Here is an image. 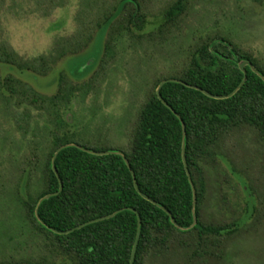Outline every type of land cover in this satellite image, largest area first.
Listing matches in <instances>:
<instances>
[{"label": "rangeland", "instance_id": "1", "mask_svg": "<svg viewBox=\"0 0 264 264\" xmlns=\"http://www.w3.org/2000/svg\"><path fill=\"white\" fill-rule=\"evenodd\" d=\"M116 1L0 0V262L47 253L17 196L41 188L55 135L126 150L157 79L177 75L209 35H225L264 65V0H186L168 19L174 0H136L140 27L119 32L116 19L112 33V17L100 20ZM202 167L200 219L224 227L223 253L197 264H264V140L234 132Z\"/></svg>", "mask_w": 264, "mask_h": 264}, {"label": "trees", "instance_id": "2", "mask_svg": "<svg viewBox=\"0 0 264 264\" xmlns=\"http://www.w3.org/2000/svg\"><path fill=\"white\" fill-rule=\"evenodd\" d=\"M185 1L174 0L165 10V19L181 13ZM111 17L109 26L117 19L116 31L129 33L133 29L130 22L137 21L140 27V4L136 0H117L100 21ZM110 49L111 45L106 43L104 53L109 55ZM14 58L21 59L16 54ZM38 59L45 61L44 56ZM243 59L256 69L245 65V80L238 68ZM21 66L33 68L34 61L23 60ZM262 76L264 65L251 53L225 35L215 33L193 45L181 70L169 77L182 82L166 81L160 86L159 93L166 104L152 90L140 106L128 148L121 151L129 167L120 153L96 155L68 145L54 158L56 176L51 168L52 155L59 146L72 140L66 135H55L42 168L41 188L35 195L26 189L24 197L17 192V201L31 228L42 236L47 253L39 258L21 257L0 264H130L138 218L140 235L133 264H146L147 259H157L158 264H172L174 260L197 264L206 256L221 257L224 227L204 224L200 219L204 192L202 165L220 154L226 138L234 132L251 129L264 140ZM164 78L157 79L154 87ZM242 80L231 96L215 98L203 92L227 95ZM73 141L97 151L116 150ZM183 142L196 194L193 226L192 188L182 161ZM59 179L61 190L39 203L36 216L38 199L56 191ZM24 185L28 186L27 180ZM113 212L116 213L109 218L69 233L53 232ZM170 215L179 226L191 227L180 229L171 222Z\"/></svg>", "mask_w": 264, "mask_h": 264}, {"label": "water", "instance_id": "3", "mask_svg": "<svg viewBox=\"0 0 264 264\" xmlns=\"http://www.w3.org/2000/svg\"><path fill=\"white\" fill-rule=\"evenodd\" d=\"M245 65H249L253 71L256 70L255 67H253L249 61H247V60H245V59L240 60V61L238 62V68L243 72V80H245V78H246V71H245V68H244ZM262 78L264 79L263 76H262ZM243 80L239 83V85L236 87V89L233 90V92H231L230 94H227V95H212V94H210L209 92H206V91H203V92H204L205 94H207V95H209V96H212V97H215V98H224V97H227V96H231V95H232V94H233V93H234V92H235V91H236V90L242 85ZM166 81L182 82L181 80L176 79V78H165V79L161 80V81L158 83V85H157V87H156V89H155L156 95H157V97H158L160 100H162V98H161V95H160V93H159V88H160V86H161L163 83H165ZM192 87L197 88L196 86H192ZM201 90H202V89H201ZM162 101H163V100H162ZM163 102H164V101H163ZM164 103H165V102H164ZM165 104H166V103H165ZM184 133H185V130H184V125H183V135H184ZM68 145H74V146H76V147H78V148H80V149H83V150H85V151H87V152H90V153H92V154H96V155L107 154V153H109V152H117V153H120V154L123 156V158H124V160H125L127 166L129 167V163H128L127 159L124 157V155L121 153L120 150H100V151H97V150H93V149H88V148H86V147H83V146L80 145V144H76V143L71 142V143H67V144H63V145L59 146V147L54 151V153H53V155H52V158H51V168H52V170L54 171V173L56 174V176H58V173H57V170H56L55 165H54V158H55V156H56V154L58 153L59 150H61L62 148L66 147V146H68ZM181 154H182L183 165H184V168H185V171H186V174H187L188 180H189L190 185H191V188H192V212H193V222H192L191 226H193V225L196 223V217L194 216V207H195V202H196V194H195V188H194V185H193V183H192V179H191V176H190V173H189V171H188L187 164H186V159H185V154H184V142L182 143ZM131 172H132V171H131ZM132 174H133V172H132ZM134 185H135L136 189L138 190V187H137L136 182H134ZM61 188H62V182H61L60 179H59V187H58V189H57L56 191H54V192H49V193L43 195L42 197H40V198L38 199L37 204H36V207H35V215H36V210H37V207H38L39 203H40L43 199H46V198H48V197H50V196H52V195H54V194H57V193L61 190ZM142 195H143L145 198H148L146 195H144V194H142ZM115 213H116V212H113V213H111V214H107V215L101 216V217H99V218L91 219V220H89V221H86V222H84V223L78 224V225H76V226H74V227H72V228L66 229V230H62V231L53 230V232H55V233H60V234L69 233V232H71V231H73V230H75V229H78V228L82 227V226L85 225V224H88V223H91V222H95V221H97V220H102V219H105V218H109V217L113 216ZM36 216H37V215H36ZM170 220H171V222H172L175 226H178V227H179L180 229H182V230L191 227V226H189V227H182V226H179V225L176 223V221L174 220V218H173L171 215H170ZM139 235H140V219L138 218L137 231H136L135 240H134V243H133V246H132V250H131L130 264H133V260H134V256H135V251H136V247H137V243H138V239H139Z\"/></svg>", "mask_w": 264, "mask_h": 264}]
</instances>
